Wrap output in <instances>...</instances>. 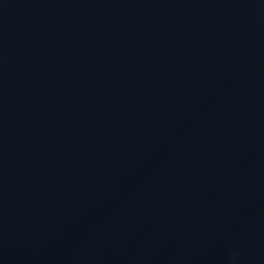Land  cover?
Masks as SVG:
<instances>
[{"label":"water","instance_id":"water-1","mask_svg":"<svg viewBox=\"0 0 264 264\" xmlns=\"http://www.w3.org/2000/svg\"><path fill=\"white\" fill-rule=\"evenodd\" d=\"M0 264H264V0H0Z\"/></svg>","mask_w":264,"mask_h":264}]
</instances>
